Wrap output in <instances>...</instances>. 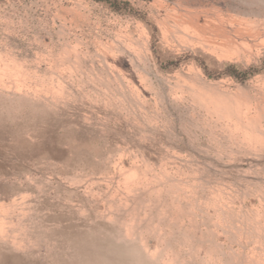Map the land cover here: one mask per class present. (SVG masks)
Here are the masks:
<instances>
[{
  "label": "rangeland",
  "instance_id": "374dc122",
  "mask_svg": "<svg viewBox=\"0 0 264 264\" xmlns=\"http://www.w3.org/2000/svg\"><path fill=\"white\" fill-rule=\"evenodd\" d=\"M0 264H264V0H0Z\"/></svg>",
  "mask_w": 264,
  "mask_h": 264
}]
</instances>
